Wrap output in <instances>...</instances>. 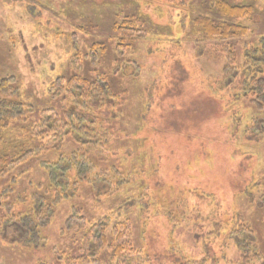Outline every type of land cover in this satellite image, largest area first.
I'll use <instances>...</instances> for the list:
<instances>
[{
	"label": "rangeland",
	"instance_id": "1",
	"mask_svg": "<svg viewBox=\"0 0 264 264\" xmlns=\"http://www.w3.org/2000/svg\"><path fill=\"white\" fill-rule=\"evenodd\" d=\"M37 2V8H33L21 1L7 4L0 0V75L12 74L19 80L17 96L1 93L0 96L20 100L24 107L31 104L35 110L30 116L33 119L40 106L53 100L48 86L59 75L91 76L94 68L112 70L114 85L119 82L128 89V96L124 95V102L119 104L121 116L117 125L127 133L136 129L139 133L135 139L122 137L120 133V137H113L110 148L91 153L97 168L103 170L104 166L114 164L120 173L132 174L136 170L149 172L155 164L158 170L149 181L153 191H164L167 184L190 188L191 194L200 190L199 195H210L220 205L210 219L224 220L227 210L237 208L242 217L250 220L264 252V106L258 108L259 111L251 110V103L241 96L237 77L240 70L250 75L251 58L246 59L245 53L250 55V48L264 35V0H249L253 8V19L247 23L252 30L248 31L251 40L235 34L226 42L202 40L200 26L191 24L194 14L206 12L208 7L212 10V0ZM180 10L184 13L178 14ZM128 15L138 17V25L151 32L148 31L149 36L145 32L142 40L133 43L135 53L129 58L135 59L139 67H125L119 74L112 68H115V59L121 62L123 56L114 53L115 35L111 25L117 17ZM65 34H74L83 51L95 41L105 44L106 51L101 56L103 64L93 65L85 58H80L82 62L78 64L73 63L71 57L75 49L70 48ZM164 36L170 40L163 41ZM228 43L234 44L231 49L237 54L233 55L230 68H223L227 62L220 56V50ZM213 49L216 53L209 56L207 50ZM254 71L262 72L258 68ZM226 73L230 77L224 80ZM147 101L149 106L139 109ZM253 117L257 118L254 124L258 129L251 128L253 124L242 128V124ZM108 126L104 121L102 128ZM12 134L5 136L6 140H11L9 144L15 141L10 139L14 138ZM70 147L77 148L74 142L66 140L62 149L69 153ZM11 149L14 153L15 148ZM48 154L51 155L48 159L57 157L55 152H38L19 159L8 171L2 172L0 167V193L5 186L12 188L1 199L9 196L8 200L13 201L23 194V200L17 199L19 203L13 212H24L26 207L22 205L30 203L29 194L35 182L48 183L45 172L39 168L40 161ZM25 169L27 171L13 181V177ZM68 169L67 178L72 181L75 172L72 167ZM94 179L92 187L87 181H80L71 200L53 205L52 213L37 226L40 239L35 244L29 228L23 231L20 226L5 223L0 228V264H55L56 247L67 242L71 233L67 229L63 233L66 218L78 212L81 206L82 214L89 215V208L91 212L97 205L108 208L122 199L125 211L131 210L133 201L130 202L129 196L137 192L136 185L129 184L126 191L111 192L99 203L94 202L92 192L107 191L113 183L114 171ZM169 205L173 206L171 202ZM204 206L200 204V210L204 211ZM0 209L3 211V206ZM137 214L132 216L134 238H141L148 248L147 254L153 256L149 264H196L192 262L200 258L204 246L199 243L198 235L208 229L198 219L201 215H179L181 222L177 225L155 215L144 231L137 228Z\"/></svg>",
	"mask_w": 264,
	"mask_h": 264
},
{
	"label": "trees",
	"instance_id": "2",
	"mask_svg": "<svg viewBox=\"0 0 264 264\" xmlns=\"http://www.w3.org/2000/svg\"><path fill=\"white\" fill-rule=\"evenodd\" d=\"M16 1L26 3L27 6L33 8H37L36 4H38L37 0L35 5V0ZM243 1L232 3L230 0H212V10L208 7V11L194 14L191 24L200 26V33L203 35L202 40L226 42L235 34L251 40V34H248L251 28L248 27L247 23L253 19V8L249 0ZM1 2L12 4L13 0H1ZM175 8L180 9L178 6ZM179 12L184 13L183 10L178 11V14ZM190 13H192L191 9ZM213 14H216V17L212 16ZM138 21L140 19L135 15H128L124 18L117 17L111 25V30L115 35L114 53L123 56L121 62L115 59V68H112L119 74L121 69L125 67H135L134 69L139 67L135 59L129 58L133 52L135 53L133 43H138L146 35L149 36L151 31L147 29L146 32L141 24L138 25ZM64 38L68 40L70 48L75 49L71 57L73 63L78 64L82 62L80 58L81 60L85 58L93 65L103 64L101 56L105 53L106 46L102 42H92L83 51L79 47L78 40L75 41L74 34H65ZM169 40L170 38L164 36L163 41ZM227 45L226 48L222 46L220 50V56L227 62L223 68H230L233 64V57L237 54L231 49V47L234 48V44L228 43ZM208 52L209 56L216 53L214 49L207 50ZM249 53L252 56L245 53V58H251L250 75L246 76L247 72L242 73L243 70H240L237 72V77L242 76L241 79L238 78V83H240L238 88L240 87L243 99L251 103V110L253 111L264 106V77L257 78L258 74H264V35L260 36L258 42H255ZM245 63L247 64V62ZM257 68L258 71L261 69L262 72L256 73L257 71L254 70ZM111 73L112 70L94 68L91 76L84 74H72L69 77L59 75L48 86V94L50 93L53 100L50 99L45 106H40L37 116L33 119H30V116L35 110L32 109L31 104L25 108L24 102L20 100L16 101L0 96V150L5 147L3 152H0L2 172L12 168L19 159L24 160L38 152H55L57 156L54 159H48L51 157L48 154V157L46 156L40 161L39 168L45 172L48 183L38 181L32 186V181H29L30 186L34 188L29 194L30 203L22 205V208L26 207L24 212H13L14 206L19 203L17 199L23 200V194L21 197H15L13 201L8 200L10 199L9 196L2 200L1 197L12 190L10 186L3 188L0 193V207L3 206V211H0V228L5 223L20 226L23 231L29 228L34 244L37 243L40 239L37 226L42 220L45 221L48 218V214L52 213L53 205L56 202L71 200L76 195V190L79 189L77 186L80 181H87L91 186L95 181L94 178L104 176L105 173L113 170L114 180L111 187L103 193L95 194L93 191L92 194L95 198L93 200L100 203V200L110 196L111 192L126 191L129 184L136 185L137 192L129 196L130 202L133 201L131 210L125 211V202L122 199L119 203L108 208L97 205L92 212L88 207L89 215L82 214L83 206L78 208V212H73L66 218L63 233L66 229L70 230L71 233L67 242L64 244L61 242L60 246L56 247L55 264L151 263L154 258L147 254V246L141 238H134L135 223L132 216L136 213H138L136 216L137 228L144 231L155 215L163 216L167 220H165L166 223L170 224L171 222L173 225L181 222L179 215L188 213L201 215L202 218L198 219L202 226L208 229L205 230L204 234L198 235L199 243L204 246L200 258L192 263L264 264V252L260 249L256 232L250 220L242 217V213L237 208L232 207L229 211L227 210V218L224 220L216 219V217L210 219L209 216L213 215L212 213H215L216 209L219 210L220 205L210 195H199L200 190L191 194L190 188L167 184L166 190L153 191L149 187V181L158 170L155 164L149 172L136 170L132 174L120 173L114 164L104 166V168H108H103V170L97 168L91 153H95L97 150L101 151L102 148L103 150L110 148L109 145L112 143L113 137H120V133L122 137L127 135L133 139L139 133L138 129L127 133L126 130L117 125L121 116L119 104L124 102V95L128 96V89L119 82L115 86ZM225 77L224 80L230 76L227 77L226 73ZM18 85V77L16 78L12 74L0 75L1 94L17 96ZM141 97L142 93L139 94L137 102ZM149 103L145 102L144 105L139 106V109L145 110L144 108L149 106ZM247 106H249L248 103ZM255 119L257 118L248 119L247 123L242 124V128L246 127L247 129L250 124H253L251 128L255 129ZM104 121L109 124L108 128H102ZM100 123L101 126H99ZM10 133H13L10 136H14L10 139L16 141L12 142L14 145L9 144L11 140L8 141V138L5 139V136ZM66 140L74 142V145L81 151L70 147L72 150L69 153L64 152L62 146ZM116 141L117 139L114 142L118 143ZM11 148H15L14 153ZM110 156H112V152ZM100 162L103 161L100 160ZM69 167H72L75 172L72 181L67 178ZM26 171V169L20 171L18 175L13 177V181ZM125 180L126 182H124ZM253 183L256 184V181ZM173 196L174 198H172ZM170 202L173 206L169 205ZM200 204L205 205L204 211L200 210ZM20 208L21 206L18 207V210Z\"/></svg>",
	"mask_w": 264,
	"mask_h": 264
}]
</instances>
